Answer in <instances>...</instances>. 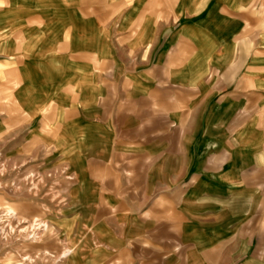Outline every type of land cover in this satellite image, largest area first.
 <instances>
[{"label": "crops", "instance_id": "1", "mask_svg": "<svg viewBox=\"0 0 264 264\" xmlns=\"http://www.w3.org/2000/svg\"><path fill=\"white\" fill-rule=\"evenodd\" d=\"M2 162L68 264H264V0H0Z\"/></svg>", "mask_w": 264, "mask_h": 264}, {"label": "rangeland", "instance_id": "2", "mask_svg": "<svg viewBox=\"0 0 264 264\" xmlns=\"http://www.w3.org/2000/svg\"><path fill=\"white\" fill-rule=\"evenodd\" d=\"M4 173L2 162L0 264H68L63 259L68 248L53 222L52 204L60 197L42 194L43 183L39 186L31 177L6 184Z\"/></svg>", "mask_w": 264, "mask_h": 264}, {"label": "bare ground", "instance_id": "3", "mask_svg": "<svg viewBox=\"0 0 264 264\" xmlns=\"http://www.w3.org/2000/svg\"><path fill=\"white\" fill-rule=\"evenodd\" d=\"M68 252V251H67Z\"/></svg>", "mask_w": 264, "mask_h": 264}]
</instances>
